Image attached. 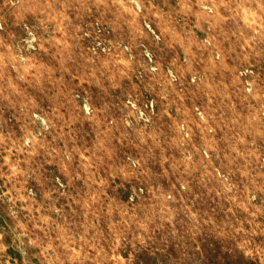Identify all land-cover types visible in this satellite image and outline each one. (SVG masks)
<instances>
[{
  "label": "rangeland",
  "instance_id": "1",
  "mask_svg": "<svg viewBox=\"0 0 264 264\" xmlns=\"http://www.w3.org/2000/svg\"><path fill=\"white\" fill-rule=\"evenodd\" d=\"M0 264H264V0H0Z\"/></svg>",
  "mask_w": 264,
  "mask_h": 264
}]
</instances>
